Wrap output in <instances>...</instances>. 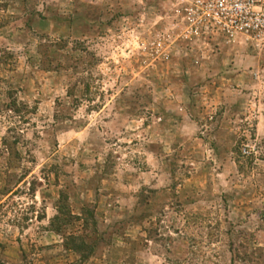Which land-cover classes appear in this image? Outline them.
Returning a JSON list of instances; mask_svg holds the SVG:
<instances>
[{"label": "rangeland", "instance_id": "rangeland-1", "mask_svg": "<svg viewBox=\"0 0 264 264\" xmlns=\"http://www.w3.org/2000/svg\"><path fill=\"white\" fill-rule=\"evenodd\" d=\"M187 1L0 0V264H264V52Z\"/></svg>", "mask_w": 264, "mask_h": 264}, {"label": "built area", "instance_id": "built-area-1", "mask_svg": "<svg viewBox=\"0 0 264 264\" xmlns=\"http://www.w3.org/2000/svg\"><path fill=\"white\" fill-rule=\"evenodd\" d=\"M182 21L187 37L246 38L264 52V0H188Z\"/></svg>", "mask_w": 264, "mask_h": 264}]
</instances>
